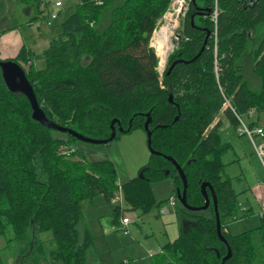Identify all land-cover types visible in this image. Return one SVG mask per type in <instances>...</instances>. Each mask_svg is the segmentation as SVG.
I'll use <instances>...</instances> for the list:
<instances>
[{
    "label": "trees",
    "instance_id": "16d2710c",
    "mask_svg": "<svg viewBox=\"0 0 264 264\" xmlns=\"http://www.w3.org/2000/svg\"><path fill=\"white\" fill-rule=\"evenodd\" d=\"M20 2L36 5L44 17L47 0ZM170 3L80 0L43 53L23 46L8 60L25 69L46 116L85 137L109 139L111 124L118 120L125 131L119 132L115 125L117 140L122 134L144 130L150 113L152 149L172 157L183 169L188 204L205 205L201 186L207 182L213 187L226 242L218 236L208 188L209 215L182 207L186 220L181 222L180 235L153 255L155 264H222L229 248L232 257L225 264H264V219L254 230L236 235L227 231L241 210L232 179L223 174L227 166L223 155L232 145L219 133L223 121H216L224 112L237 127L227 100L240 115L252 110L264 114V36L253 55L259 92L249 88L239 64L251 38L259 29L264 32V0H219L216 25L213 10L198 14L212 9L213 0L200 4L192 0L180 47L161 77L151 39ZM36 60H44V68L37 69ZM32 115L28 98L8 89L0 69V238L6 242L4 250L19 246V255L27 264H39L46 253L35 237L50 231L57 243L51 252L53 264H87L93 239L79 230L81 203L98 196L112 203L119 189L117 168L108 160L88 161L79 149L65 155L61 149L79 141L69 134L55 136L53 128L38 123ZM163 156L151 154L139 176L121 185L131 209L148 212L166 204L153 198V183L172 179L176 194L183 190L177 169ZM241 213L246 218L251 210ZM119 217L116 207L114 221Z\"/></svg>",
    "mask_w": 264,
    "mask_h": 264
},
{
    "label": "rangeland",
    "instance_id": "374dc122",
    "mask_svg": "<svg viewBox=\"0 0 264 264\" xmlns=\"http://www.w3.org/2000/svg\"><path fill=\"white\" fill-rule=\"evenodd\" d=\"M80 0H65L64 9L61 11V17L54 22L52 26L46 25L45 17H40L39 10L36 5L26 6L20 2V0H0V24L2 28H7L12 25H16V28L22 32L26 39L27 45L32 39V30L35 35L45 33L48 30L52 35V38L57 36L61 31V22L67 17V15L73 10V8L79 3ZM164 13L162 18L158 21L157 30L161 27L175 31L174 23L170 22L171 17L170 7L172 2ZM53 0H47L43 5L47 8L52 6ZM203 0H198V3H202ZM214 3V0H213ZM12 9V11H11ZM190 9V5L186 9V15ZM10 11L12 12L10 14ZM212 12V9H211ZM184 14L179 17L180 28L176 30L180 39L171 36L174 43V52L169 54V57L175 53L180 47L182 40V25L186 17ZM39 17V18H38ZM36 18H38L36 20ZM33 25L30 24L32 20ZM10 28V27H9ZM169 33V32H168ZM31 35V36H29ZM50 35V36H51ZM264 36L262 29H259L257 35L251 38L249 47L246 54L239 60V64L243 67L244 80L248 83L250 89L259 92L261 90V83L257 76L254 74V51L261 42ZM49 37V35H48ZM51 38V39H52ZM49 44L43 41L42 45L38 48H33L35 54H41L49 46ZM37 61V62H36ZM35 61V67L42 69L45 66L44 60ZM169 60L165 66L159 70H165L168 67ZM163 75L159 72V75ZM255 112L254 114H251ZM260 118V119H259ZM242 119L247 123L253 120L264 127V114L252 110L248 115L242 116ZM223 121V129L219 131L223 139L230 142L232 148L223 155V162L227 164L223 174L232 179L233 188L237 195L238 203L243 204L245 207L252 208L251 215L246 218H238L235 221L228 223L229 231L232 234H240L242 232L254 230L260 226L261 220L258 213L260 211V202L264 198V168L263 165L255 153V148L252 141L247 137L238 133L237 127L233 123L231 117L224 112L220 113L216 117V121ZM260 121V122H259ZM254 122V123H255ZM255 125H257L255 123ZM53 134L57 137L65 138V135L61 132L54 131ZM258 143L260 139L256 138ZM79 149L88 161H112L116 164L118 171V182L128 183L133 178L139 176V170L148 164L150 160V151L147 142V134L145 130L137 129L129 134H122L119 139L112 141L107 145H95L85 142H76L72 148L63 147L62 152H66L65 155L72 150ZM132 176V179H131ZM128 178V179H127ZM129 180V181H125ZM175 185L172 179H165L160 182L152 184V196L156 201H168L171 198H175L177 208L175 211H171V215H174L177 220L183 224L185 217L182 215V205L179 202L175 194ZM104 201V200H102ZM105 203V202H104ZM101 196L95 197L91 200H86L81 203L83 220L79 227L82 235L85 234V230L90 231V235L93 239L92 246L87 254V264H105L104 259L107 257H117L118 262H125V264H132L135 261H139L142 257L147 261H151L149 255L146 254L148 250L157 253L161 247L164 246L165 240H168L166 236V220L169 216H161L160 208H153L148 212L139 210H129L127 208L126 214L134 220V223L129 227L131 234L140 242L138 244H132L129 237L125 236L121 229L112 228V235L105 237L102 229L100 228V222L107 224L108 221H112V212L108 213V210L101 211ZM113 211V207L108 204H104ZM105 206V207H106ZM100 207V208H99ZM129 207V206H128ZM115 208V207H114ZM209 211H206V215H209ZM241 215V211L240 214ZM184 217V218H183ZM186 220V219H185ZM255 243L259 247V234L254 235ZM36 241H41L46 253L45 260L39 264H53L51 258V252L57 248V243L54 240L52 232L37 233L35 237ZM146 248L144 256L142 255L141 245ZM6 247V242L3 238H0V264H27L24 258L19 255V246H14L12 249ZM150 263V262H149ZM29 264H33L29 262ZM108 264V263H107Z\"/></svg>",
    "mask_w": 264,
    "mask_h": 264
},
{
    "label": "built area",
    "instance_id": "2783aa9c",
    "mask_svg": "<svg viewBox=\"0 0 264 264\" xmlns=\"http://www.w3.org/2000/svg\"><path fill=\"white\" fill-rule=\"evenodd\" d=\"M64 1L65 0H53L52 6L50 8L43 6L42 8L44 10L43 16L46 19L47 26L49 27L52 26L54 22L59 19L61 15V11L64 9ZM191 1L192 0H174L172 2V6L170 7V10L172 8L171 17L169 18L170 22L174 23V28H175V31L172 32V34H171V30H169L168 31L169 33H167L166 36H163L161 34V31L167 30V29H163L162 27L159 30H157L156 28L154 31L153 37L151 39V47L154 49L159 59L157 70L158 72H161L163 75L166 69L159 70V66H161L160 68L165 66L168 60L170 59L169 54L174 52L175 47L171 39V36H174L175 38L180 39V36L178 35V33H176V30L180 28V22L178 20H179V17L182 16L183 14L184 16L186 15L185 11L190 5ZM212 10H213L212 21L216 25L217 19H218V12H219V0H214ZM226 107L232 110V114L238 121V127H237L238 133L243 136H247L252 141L254 148H255V153L260 159L263 165V168H264V127L258 126V125L251 126L248 123H246L242 119L243 115H240L236 111V109L231 105L229 100H227L226 102ZM256 138L260 139L261 142L258 143L256 141ZM72 152H74V150H72ZM63 153L66 154L65 151ZM70 153L71 152H69L68 154L70 155ZM113 203L115 204V206L119 209L121 213L120 229L122 230L124 235H129L130 234L129 226L132 223V219L126 214V210L129 207L126 203L125 195H124L123 188L121 185H119L118 192L115 193V196L113 198ZM259 204H260L259 216L262 219H264V198L261 200ZM175 206H176V200L175 198H171L170 200L167 201V205H164V207L160 210V212L163 216H166L170 213V208L175 209L176 208ZM239 207L242 212L248 211V209L246 207H243L241 203H239ZM153 255L154 254L151 253V256Z\"/></svg>",
    "mask_w": 264,
    "mask_h": 264
},
{
    "label": "water",
    "instance_id": "95a60500",
    "mask_svg": "<svg viewBox=\"0 0 264 264\" xmlns=\"http://www.w3.org/2000/svg\"><path fill=\"white\" fill-rule=\"evenodd\" d=\"M193 2H195V0H193ZM204 13L210 14L211 9H207V10L198 12L199 15H203ZM194 18H195V16L193 15L192 16V23H194ZM180 38H181V36H180ZM178 62H182V61H178ZM178 62H175L171 65V67L169 69V73ZM0 69L2 71V77L5 81L8 89L10 91H13V92H19L28 98V100L32 106V109H33V115H32L33 119L35 121H37L38 123L44 125V126L51 127L55 131H58V132H61L64 134H69V135L73 136L74 138H76L80 142H85V143H90V144H95V145H107V144L111 143L112 141H114V139L117 136V129L115 127L116 124L119 125V129H118L119 132L125 131L120 126V123L118 120H113V122L111 124L112 134H111L110 138L106 139V140H96V139H91V138L85 137V136L81 135L80 133H78V132H76L70 128L59 126L58 124L54 123L53 121H51L46 116L45 112L43 111V109L39 105V102L37 100V96L35 94L34 88L27 78L25 69L21 65L13 62L11 60L0 61ZM169 101L170 102L173 101L172 95H170ZM146 118H147V121L145 123L144 130L147 134V142H148L150 154L163 156L162 154L155 152L152 149V134L153 133L150 129V124L152 122L150 113H148L146 115ZM176 120H178V118ZM130 129H131V125H130L129 130ZM163 157L175 166V168L177 169V171L179 173V176L181 177V180L183 182L184 187H183V190L178 191L176 195H177L179 202L181 203V205L186 210H188L190 212H195V213L207 211L209 209L210 203H211L207 189L208 188L210 189L211 194H212L214 209H215V213H216L218 236L222 241L226 242L225 237L222 234V225H221V218H220V213H219V208H218V200H217V196L215 194L213 187L207 182L203 183L201 186V191H202V194L205 198V205L198 207V208L197 207H191L187 202L188 181H187V178H186V175H185L183 169L172 157H168V156H163ZM141 177H143V176L141 175ZM231 257H232V251L229 248L228 254L223 259L222 264H225V262L227 260H229Z\"/></svg>",
    "mask_w": 264,
    "mask_h": 264
},
{
    "label": "crops",
    "instance_id": "0c3cea01",
    "mask_svg": "<svg viewBox=\"0 0 264 264\" xmlns=\"http://www.w3.org/2000/svg\"><path fill=\"white\" fill-rule=\"evenodd\" d=\"M11 11H12V9H11ZM10 11V14L12 13ZM32 25H33V23H31ZM10 27V28H9ZM9 27H7V28H2L1 27V24H0V59L1 60H3V61H5V60H8V59H13V58H15L18 54H19V52H20V50L22 49V47L23 46H26V47H28V48H30L31 50L34 48H38L40 45H42V43H43V41H45V43L47 44H50V41H51V38H52V35L50 34V32L48 31V30H45V33H38L37 35H35V33H33V30H32V33H31V35H32V39H30V42H29V44L27 45V42H26V39H25V37L23 36V34H22V32H20V30L19 29H17L16 28V25H12V26H9ZM31 35H29V36H31ZM48 35H49V37H48ZM51 35V36H50ZM49 46V45H48ZM33 51V50H32ZM44 52V51H43ZM42 52V53H43ZM36 53V52H35ZM38 61H41V60H38ZM37 62V61H36ZM255 112H252L251 114H254ZM260 119V118H259ZM255 122V120H253V121H251V122H247L249 125H251V126H254L255 124H253ZM260 122V121H259ZM258 126H261L259 123H258V121H256L255 122ZM221 129V131H222V129H223V126L220 128ZM115 166H116V164H115ZM144 167V166H143ZM117 168V167H116ZM140 171V170H139ZM128 179V178H127ZM131 179H132V176H131ZM133 179H135V178H133ZM118 181H119V179H118ZM125 181H129V180H125ZM131 181V180H130ZM119 183V185H120V183H122V182H118ZM126 183V182H125ZM124 183V184H125ZM121 185H123V184H121ZM174 185H175V183H174ZM175 190H176V187H175ZM175 192V191H174ZM175 194H176V192H175ZM98 197H100V196H98ZM102 200H104V201H102ZM166 201V200H165ZM101 202H103V205L101 206V211H103L104 209L106 210H108V213H110V212H112V214H110L112 217H111V219H112V221L110 222V221H108V223L107 224H102L101 222H100V228L102 229V231H103V234H104V236L105 237H110L111 235H112V228H117V229H120V227H121V222H120V220H121V217H119V219H118V221L116 222V221H114V219H115V208H116V206H115V204L112 202V203H108L106 200H105V198L103 197V196H101ZM106 204H108V205H111L112 207H113V211H111L109 208L110 207H107L106 205H104L105 203ZM165 205H167V202H166V204ZM243 205V204H242ZM106 206V207H105ZM115 207V208H114ZM163 207H164V205H163ZM163 207H161L160 208V210L163 208ZM176 208H177V203H176V206H175ZM243 207H245L244 205H243ZM100 208V207H99ZM176 208L175 209H172V208H170V213L168 214V215H166V217L167 216H169L170 214H171V211H175L176 210ZM248 210L250 209L251 211H252V208H248V207H246ZM159 209V208H158ZM104 210V211H105ZM129 210H133V209H131L130 207H129ZM160 215L161 216H163L162 214H161V212H160ZM258 216H259V213H258ZM239 217L241 218L242 217V213H241V215H239ZM132 219V218H131ZM260 220H261V217H260ZM166 231H165V234H166V236L167 235H169L168 236V240H165V244H164V246L166 245V244H168V243H170V242H174L178 237H179V235H180V232H181V229H180V222L177 220V218L174 216V215H171V216H169V218L166 220ZM132 223H134V220L132 219ZM132 223H131V225H132ZM130 225V226H131ZM129 226V227H130ZM227 231H229V228L227 229ZM86 232H88V233H90V231L88 230V229H86L85 230V233ZM234 235H236V234H234ZM125 236H127V237H129V240H130V242L132 243V244H138V243H140L132 234H131V232H130V234L129 235H125ZM139 245H141V251H142V255L144 256V251H146V248L144 247V246H142V244H139ZM92 246V245H91ZM164 246H162L161 247V249L164 247ZM90 249V248H89ZM161 249H160V251H161ZM159 251V252H160ZM151 253L152 254H156V253H153V251H146V254L147 255H149V258H151L150 260L151 261H147L146 259H143L144 257H142L141 259H139V261H135L134 263H132V264H155L154 263V258H152L153 256H151ZM158 253V252H157ZM118 260H119V258H118V256L117 257H112V258H109V257H107V260L106 259H104V262H105V264H125V262H118ZM150 262V263H149ZM97 264H99V262L97 263Z\"/></svg>",
    "mask_w": 264,
    "mask_h": 264
},
{
    "label": "bare ground",
    "instance_id": "6f19581e",
    "mask_svg": "<svg viewBox=\"0 0 264 264\" xmlns=\"http://www.w3.org/2000/svg\"><path fill=\"white\" fill-rule=\"evenodd\" d=\"M166 31V32H165ZM167 33H168V31L167 30H163V31H161V34L163 35V36H166L167 35ZM207 38V37H206ZM165 39V38H164ZM202 141V140H201Z\"/></svg>",
    "mask_w": 264,
    "mask_h": 264
},
{
    "label": "flooded vegetation",
    "instance_id": "af4514ba",
    "mask_svg": "<svg viewBox=\"0 0 264 264\" xmlns=\"http://www.w3.org/2000/svg\"><path fill=\"white\" fill-rule=\"evenodd\" d=\"M119 129V128H118Z\"/></svg>",
    "mask_w": 264,
    "mask_h": 264
}]
</instances>
